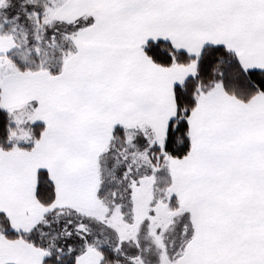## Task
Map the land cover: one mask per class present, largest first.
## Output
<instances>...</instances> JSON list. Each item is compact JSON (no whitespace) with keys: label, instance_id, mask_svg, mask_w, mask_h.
Masks as SVG:
<instances>
[{"label":"snow or ice","instance_id":"snow-or-ice-1","mask_svg":"<svg viewBox=\"0 0 264 264\" xmlns=\"http://www.w3.org/2000/svg\"><path fill=\"white\" fill-rule=\"evenodd\" d=\"M0 264H264V0H0Z\"/></svg>","mask_w":264,"mask_h":264}]
</instances>
